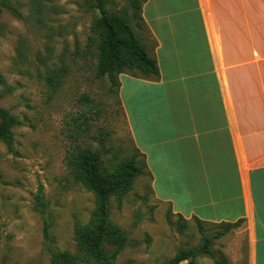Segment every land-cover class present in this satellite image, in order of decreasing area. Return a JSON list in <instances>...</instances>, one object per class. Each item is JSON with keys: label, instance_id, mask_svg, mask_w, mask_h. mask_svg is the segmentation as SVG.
<instances>
[{"label": "rangeland", "instance_id": "obj_1", "mask_svg": "<svg viewBox=\"0 0 264 264\" xmlns=\"http://www.w3.org/2000/svg\"><path fill=\"white\" fill-rule=\"evenodd\" d=\"M129 1L107 0L105 7L109 13H131ZM8 2L0 4V127L5 117L20 123L11 128V150L0 138V264H53L54 252L66 264H101L90 245L97 199L76 177L75 154L81 148L97 152L104 171L129 157L143 170L125 194L109 197L110 228L102 247L114 254L113 264H162L222 229L174 214L154 197L118 87L107 76H96L94 1ZM130 23L153 53L149 28ZM243 237L233 226L212 237V255L199 253L194 259L249 264Z\"/></svg>", "mask_w": 264, "mask_h": 264}, {"label": "crops", "instance_id": "obj_2", "mask_svg": "<svg viewBox=\"0 0 264 264\" xmlns=\"http://www.w3.org/2000/svg\"><path fill=\"white\" fill-rule=\"evenodd\" d=\"M142 14L159 75L121 73L118 95L153 195L234 224L264 264V0H147Z\"/></svg>", "mask_w": 264, "mask_h": 264}, {"label": "trees", "instance_id": "obj_3", "mask_svg": "<svg viewBox=\"0 0 264 264\" xmlns=\"http://www.w3.org/2000/svg\"><path fill=\"white\" fill-rule=\"evenodd\" d=\"M93 1L94 7L99 12V17L95 23V30L99 36L95 66L96 76L99 78L107 76L118 87L117 89H119L120 82L116 77L120 73H128L131 76L143 79H156L159 75V69L154 52H148L141 36L130 23L133 20L136 22L135 26L137 28L148 29L140 13L141 3L147 0H130L131 13L126 9H122L118 13H109L105 7L107 0ZM0 4L8 6L9 2L8 0H0ZM3 114H6V112L4 111ZM19 123V120L5 117L4 123L0 127V138L3 139L9 150L12 149L13 140L11 128ZM75 160L77 164V179L93 191L97 199V207L94 211L96 220L92 227V234H90L91 249L101 264H113L112 258L114 254H107L102 247L107 231L110 228L107 217L109 197L112 194H125L131 188L134 178L143 173L142 167L135 163L133 157H129L123 159L111 171H104L101 167L99 154L89 148L79 149L75 154ZM144 165L146 167L145 160ZM194 219L197 223H201L200 220ZM223 225L224 227L213 236L203 235L200 245L192 249L181 248L162 264H179L185 260L188 264H197L194 259L197 254L212 255L213 252L210 248L212 239L224 234L234 226V224L226 223ZM43 231L44 236L47 237V224H44ZM53 255L58 257L56 261L53 260V264H66L65 259H60L64 256L55 252ZM213 264L229 263L222 257L215 258Z\"/></svg>", "mask_w": 264, "mask_h": 264}]
</instances>
